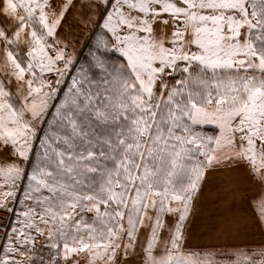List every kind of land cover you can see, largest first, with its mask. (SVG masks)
<instances>
[{
	"label": "snow or ice",
	"instance_id": "snow-or-ice-1",
	"mask_svg": "<svg viewBox=\"0 0 264 264\" xmlns=\"http://www.w3.org/2000/svg\"><path fill=\"white\" fill-rule=\"evenodd\" d=\"M77 7L104 29L89 67L60 35ZM0 17V208L27 180L0 264H35L16 257L39 237L47 264H216L186 247L185 224L221 167L260 184L248 207L264 227V0H0ZM223 264H264V250Z\"/></svg>",
	"mask_w": 264,
	"mask_h": 264
},
{
	"label": "crops",
	"instance_id": "crops-1",
	"mask_svg": "<svg viewBox=\"0 0 264 264\" xmlns=\"http://www.w3.org/2000/svg\"><path fill=\"white\" fill-rule=\"evenodd\" d=\"M2 49L3 43L0 42L3 56ZM1 62L0 57V74L4 78L9 70ZM260 192V184L244 166L209 171L191 204L185 224L186 247L202 252L208 249L248 250L264 246V227L255 221L248 207L249 199Z\"/></svg>",
	"mask_w": 264,
	"mask_h": 264
},
{
	"label": "rangeland",
	"instance_id": "rangeland-1",
	"mask_svg": "<svg viewBox=\"0 0 264 264\" xmlns=\"http://www.w3.org/2000/svg\"><path fill=\"white\" fill-rule=\"evenodd\" d=\"M81 3L87 4L88 0H80ZM100 13L95 8L90 9H82L77 7L73 9L62 22V27L60 29L61 38L66 40L69 45V51L72 52L74 57L78 60V65L83 67H89L90 62L92 60V52L95 50L96 40L101 37L104 33V29L101 27H97V25H101L102 21L99 19ZM86 17V18H85ZM1 19V17H0ZM5 24L8 23L5 20ZM156 32L158 35L170 34V28H163L161 25H156ZM118 54L109 53L108 56L111 60L115 61ZM0 57L2 59L1 65L7 69L4 65V60L2 53L0 52ZM0 78H3L0 74ZM66 83H70V81H66ZM50 115L45 117L44 121L39 124V129L37 133V139L34 140L32 145V153L30 155V159L28 162H21V167L24 168L25 172L31 171V166L35 164V162L39 159L42 148L40 141L43 139L45 133H47L53 126L55 116L54 108H51ZM208 133L213 134V129L208 128ZM4 157L8 159H13L8 156V153L2 154ZM27 189V180L23 179L19 183V189L15 193V197L12 200L7 202V206L4 208H0V210L4 212H9L7 208H12L13 211L11 217V225L9 229L8 236L5 240L0 258L5 255V248L7 247L9 240L8 237L11 235V229L13 227H18V221L22 219V217L18 216V213L24 210V191ZM192 206V205H191ZM189 217V216H188ZM124 243V241H122ZM47 244V241L44 237H39L36 240L35 248L27 254V257L17 256L18 260H26L28 258L35 261V264H47L49 256L53 255L54 250H50L47 247H44ZM261 250H264V246H258L255 249L248 250H228V249H208L200 251H195L200 253L201 255H210L213 256L216 260V264H223L225 260H233L236 258V254L239 253H247L248 255H255L259 253ZM137 253H139V246L137 247ZM123 264H139V255L130 256L123 260Z\"/></svg>",
	"mask_w": 264,
	"mask_h": 264
},
{
	"label": "built area",
	"instance_id": "built-area-1",
	"mask_svg": "<svg viewBox=\"0 0 264 264\" xmlns=\"http://www.w3.org/2000/svg\"><path fill=\"white\" fill-rule=\"evenodd\" d=\"M11 212L0 211V255L11 225ZM44 264V263H42ZM62 264V262H61Z\"/></svg>",
	"mask_w": 264,
	"mask_h": 264
},
{
	"label": "bare ground",
	"instance_id": "bare-ground-1",
	"mask_svg": "<svg viewBox=\"0 0 264 264\" xmlns=\"http://www.w3.org/2000/svg\"><path fill=\"white\" fill-rule=\"evenodd\" d=\"M0 211H2V210H0ZM9 233V232H8ZM7 236H8V234H7Z\"/></svg>",
	"mask_w": 264,
	"mask_h": 264
}]
</instances>
